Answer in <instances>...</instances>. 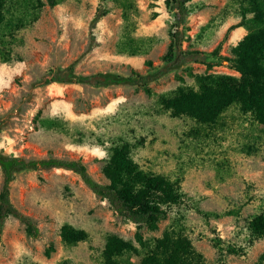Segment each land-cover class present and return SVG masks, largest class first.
Listing matches in <instances>:
<instances>
[{
  "label": "rangeland",
  "instance_id": "rangeland-1",
  "mask_svg": "<svg viewBox=\"0 0 264 264\" xmlns=\"http://www.w3.org/2000/svg\"><path fill=\"white\" fill-rule=\"evenodd\" d=\"M49 1L2 0L0 152L80 160L105 184L110 149L126 143L140 168L176 182L183 198L149 231L117 215L69 170L18 172L10 201L39 235L30 238L7 218L0 264H101L108 235L151 240L166 230L185 236L203 264H264V237L248 228L264 214V126L237 103L212 125L172 118L161 105L179 88L197 90V76L239 77L232 48L253 29L252 14L242 17L236 0H184L178 23L166 0H130L125 21L119 0ZM98 11L104 15L92 26ZM170 47L193 58L169 66L162 58ZM70 65L76 76L158 75L145 85L48 82ZM65 224L85 231L86 241L65 245ZM143 254L123 260L138 264Z\"/></svg>",
  "mask_w": 264,
  "mask_h": 264
},
{
  "label": "trees",
  "instance_id": "trees-1",
  "mask_svg": "<svg viewBox=\"0 0 264 264\" xmlns=\"http://www.w3.org/2000/svg\"><path fill=\"white\" fill-rule=\"evenodd\" d=\"M123 7V18L128 20L130 0H119ZM241 8L242 17L252 14L248 20L253 29L232 48L235 71L238 78L228 75H201L196 77L198 89L179 88L174 96L162 98L161 105L170 112L172 118L187 116L204 125H212L233 104H239L240 110L250 114L264 126V0H236ZM58 2L50 0L49 5ZM166 5L175 10L177 22L186 14L184 0H166ZM104 15L98 11L91 20L94 26ZM2 21V0H0V22ZM173 45H178V36H173ZM193 58L192 53L172 52L170 47L162 58L167 65L178 67ZM149 64V62H146ZM72 65L61 71L49 83H96L108 85H145L155 76H76L71 72ZM33 169H65L79 176L83 184L99 199L106 201L112 210L133 223L139 229L145 227L156 231L161 220L165 219L170 206L181 203L183 194L179 185L169 178L144 171L130 156L126 143L116 145L109 151L102 174L105 184L96 182L80 160L38 159L25 160L0 152V172L2 186L0 190V237L7 218L12 217L25 226L30 238H37L38 229L34 222L18 211L10 201L9 186L15 174ZM252 234L264 237V214L254 216L248 223ZM61 241L73 246L87 239L83 230L63 225L59 233ZM53 247L45 251L48 256ZM144 252L138 264H203L202 258L195 253L189 240L173 230H166L161 237L145 240L136 232L134 241L124 240L116 235H108L101 253V264H134L123 260L127 254L138 255ZM264 261V254H262Z\"/></svg>",
  "mask_w": 264,
  "mask_h": 264
}]
</instances>
